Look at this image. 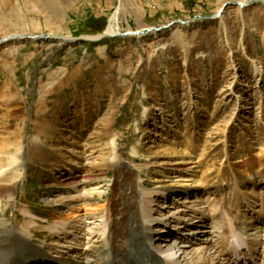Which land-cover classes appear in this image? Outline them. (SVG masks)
Returning a JSON list of instances; mask_svg holds the SVG:
<instances>
[{
	"label": "rangeland",
	"instance_id": "1",
	"mask_svg": "<svg viewBox=\"0 0 264 264\" xmlns=\"http://www.w3.org/2000/svg\"><path fill=\"white\" fill-rule=\"evenodd\" d=\"M116 10L117 33L158 29L0 44V261L110 264L127 167L146 250L264 264V0H0V39L95 36Z\"/></svg>",
	"mask_w": 264,
	"mask_h": 264
},
{
	"label": "bare ground",
	"instance_id": "2",
	"mask_svg": "<svg viewBox=\"0 0 264 264\" xmlns=\"http://www.w3.org/2000/svg\"><path fill=\"white\" fill-rule=\"evenodd\" d=\"M240 4H242V2ZM117 13V10L114 11L113 15L110 17L109 23L106 25L105 32L108 34L117 33ZM18 35L23 34H12L9 36ZM48 36L53 35L50 34ZM122 169L124 170V175L122 176L123 181L121 184L122 195H120L119 206L116 208V213L113 214L111 229L109 230L108 235L109 238H111L113 251V260L110 262V264H166L167 261H165V258L168 260V258H171L173 255H175L172 250H168L166 253H163V257H159L154 254L151 250H146L144 247L145 243L149 239L145 234V224L141 221L140 215L138 213L139 197L137 194L136 187L139 186V183L141 182H137V180L135 181V177L137 178V175L130 168L122 167ZM178 182L179 181H176V183ZM180 185L182 187H186L191 184H189L188 182H180ZM229 225L230 228L232 227V230L229 229V232L231 233L228 236V238L230 239L229 241L233 242H230V246L232 248L231 251L233 252V254H235L236 257L239 258L242 254L239 250L240 233L236 230H233L232 222H230ZM6 237L7 236L0 234L1 260H5L7 258L9 259V257L12 256L13 252V245L8 242V239ZM233 238H235V240H233ZM3 241H7V243H3ZM246 244L248 247V242H246ZM18 245L19 247H22L20 245L23 244H21V242L19 241ZM4 262L5 261H0V264H3ZM28 262L29 261H25L24 264H27Z\"/></svg>",
	"mask_w": 264,
	"mask_h": 264
},
{
	"label": "water",
	"instance_id": "3",
	"mask_svg": "<svg viewBox=\"0 0 264 264\" xmlns=\"http://www.w3.org/2000/svg\"><path fill=\"white\" fill-rule=\"evenodd\" d=\"M237 4V3H236ZM225 8V5L221 8V11H223V9ZM215 17H219V15L215 14ZM151 29H155L157 30L158 28H155V27H150V28H145V29H141V30H129V31H125V32H121V33H114V34H108L104 31H102L100 34L98 35H95V36H91V37H88V36H81V37H69V38H66L65 36H61V35H55V36H48V35H35V36H31L30 34H23V35H18V36H8V37H3L0 39V44L7 41L8 39H11V38H43V37H52V38H57V39H60L61 41H80V40H83V41H99L101 39H104V38H107V37H115V36H126V35H129V34H132V35H143L145 33H147L148 31H150Z\"/></svg>",
	"mask_w": 264,
	"mask_h": 264
},
{
	"label": "trees",
	"instance_id": "4",
	"mask_svg": "<svg viewBox=\"0 0 264 264\" xmlns=\"http://www.w3.org/2000/svg\"><path fill=\"white\" fill-rule=\"evenodd\" d=\"M103 28H104V23H101L98 27L95 28V30L101 31Z\"/></svg>",
	"mask_w": 264,
	"mask_h": 264
}]
</instances>
